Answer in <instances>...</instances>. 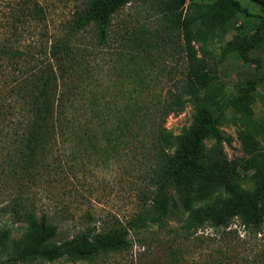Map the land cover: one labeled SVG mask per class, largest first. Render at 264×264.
Returning <instances> with one entry per match:
<instances>
[{"label":"rangeland","instance_id":"1","mask_svg":"<svg viewBox=\"0 0 264 264\" xmlns=\"http://www.w3.org/2000/svg\"><path fill=\"white\" fill-rule=\"evenodd\" d=\"M192 1L210 4L215 0H186V4ZM236 1L253 16L259 14L249 0ZM79 3L80 0H0V231H7L15 245L27 233V225L20 221L17 211H32L37 218L47 215L58 228L53 241L62 242L88 230L106 231L117 221L130 219L143 206L141 191H146L148 162L142 160L140 168L129 152L114 155L99 143L86 149L89 145L80 141L58 142L37 170L22 168V109L23 102L30 100L29 90L23 88L26 61L42 57L51 34L60 37L67 33ZM35 5L44 10L42 21L31 16ZM253 16L239 14L237 30L196 44L198 54L216 69L218 85V91L213 93L216 102L204 105V109L218 113L223 101L237 96L249 83L255 88L250 116L224 110L220 129L231 141L230 145L224 144L230 160L245 157L239 131H249L264 153V42H250L259 23ZM131 33L142 36L143 41L142 54L135 57V69L128 64L129 54L121 41V35ZM108 38L109 45H101L94 27L72 36L71 47L78 61L72 64L74 69L62 85L78 98L81 91L91 90L99 104L104 103V97L114 109L138 99L139 105L155 117L156 102L177 92L186 73L178 34L158 13L157 0H135L114 16ZM6 51L16 52L17 56L11 58ZM139 70L136 76L134 71ZM80 101L74 108H79ZM200 109L199 104L190 101L182 113L171 114L165 120L176 142L195 126ZM212 143L210 140L207 145ZM241 186L250 190L253 182L246 178ZM182 225L170 219L164 227L149 226L130 235L132 245L128 250L93 262L61 259L36 264H264V258L258 260L261 236L247 235L237 220L227 229L205 226L196 233L185 232Z\"/></svg>","mask_w":264,"mask_h":264},{"label":"trees","instance_id":"2","mask_svg":"<svg viewBox=\"0 0 264 264\" xmlns=\"http://www.w3.org/2000/svg\"><path fill=\"white\" fill-rule=\"evenodd\" d=\"M135 0H80L68 31L63 36L51 34L41 56L26 61L23 88L29 90L30 100L23 102L25 124L22 168L35 171L52 153L58 142H79L86 149L104 145L110 154L129 152L142 167L145 166L146 191H141L139 211L124 223L116 222L106 231L82 232L71 239L54 242L57 226L34 212L17 213L27 225L26 236L14 244L9 233L0 231V264H36L65 259L70 262H93L111 253L128 250L130 235L145 231L149 226L164 227L168 220L182 222L185 232L196 233L205 226L227 229L234 220L247 235L261 236L264 258V153L260 152L254 136L247 130L239 131L245 157L228 159L224 144L231 141L220 129L224 110L233 109L247 117L251 114L255 88L249 83L237 96L223 101V108L214 113L204 105L216 102L218 91L216 69L198 54L197 43L221 37L237 30L239 14L253 16L236 0H215L210 4L186 0H157L158 13L177 33L180 50L186 62V73L177 92L163 102H156L157 115L152 117L139 100L121 108H112L103 97L98 102L93 91L83 90L79 98L69 93L63 84L72 72L75 57L72 36L94 27L103 46L111 42V22L121 10ZM257 6L259 23L250 42H264V0H249ZM29 12V11H28ZM31 16L42 21L44 10L35 5ZM122 48L128 52V64L136 67L135 57L142 54V36L121 35ZM11 58L16 52L6 51ZM80 62L76 63V66ZM135 69V68H134ZM136 76L139 71H134ZM81 99L79 108L75 103ZM193 101L201 106L195 126L185 131L176 142L165 127L171 114H180ZM159 120V121H158ZM212 140L211 145L207 142ZM250 179V190L241 181ZM142 182V177H141ZM143 195V200H142Z\"/></svg>","mask_w":264,"mask_h":264}]
</instances>
